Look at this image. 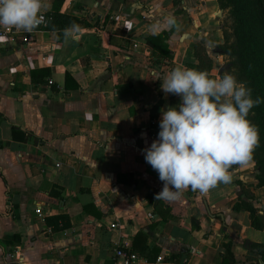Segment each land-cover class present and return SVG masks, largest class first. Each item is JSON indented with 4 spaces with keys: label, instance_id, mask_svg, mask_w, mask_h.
<instances>
[{
    "label": "crops",
    "instance_id": "0c3cea01",
    "mask_svg": "<svg viewBox=\"0 0 264 264\" xmlns=\"http://www.w3.org/2000/svg\"><path fill=\"white\" fill-rule=\"evenodd\" d=\"M60 11L91 26L0 39V264H122L120 247L147 264H222L229 240L236 264H264L252 249L264 242L253 158L233 165L228 183L161 202L144 158L160 110L180 103L163 77L197 64V43L217 52L224 40L217 0H62ZM170 30L168 58L146 37ZM58 215L69 217L65 230L47 221Z\"/></svg>",
    "mask_w": 264,
    "mask_h": 264
},
{
    "label": "clouds",
    "instance_id": "9594fccd",
    "mask_svg": "<svg viewBox=\"0 0 264 264\" xmlns=\"http://www.w3.org/2000/svg\"><path fill=\"white\" fill-rule=\"evenodd\" d=\"M48 6L43 0H0V26L32 31ZM175 24L173 18L167 21ZM78 30L73 24L65 35ZM161 89L180 103L161 109L158 138L144 149L145 161L163 182L155 199L174 201L188 188L208 192L231 180L229 169L244 166L259 144V132L247 118L261 101L235 75L212 78L206 71L174 67Z\"/></svg>",
    "mask_w": 264,
    "mask_h": 264
},
{
    "label": "trees",
    "instance_id": "16d2710c",
    "mask_svg": "<svg viewBox=\"0 0 264 264\" xmlns=\"http://www.w3.org/2000/svg\"><path fill=\"white\" fill-rule=\"evenodd\" d=\"M230 2L231 4H228V6H232L237 24L235 28L237 39L234 44L235 53L233 54L237 56V63L240 66V73L243 77L242 82L252 90V98L254 100L259 98L261 101L252 109L254 113L250 118L259 132L260 146L258 145L255 150L259 149L262 152V157H264V0H230ZM61 3L62 0H56L52 10L49 13H45L48 17V25L45 29L58 30L59 38L62 39L65 30L70 29L73 24L77 25L78 28L91 26L86 19L62 13L60 11ZM222 6L225 8L226 5L222 4ZM171 31H161L158 34L147 36V45L163 57H172L171 47L168 42ZM202 55L203 53H199L195 49V56L199 62L191 64L192 69L203 71L202 66L210 68V65H204L205 61ZM68 77L69 74H67ZM15 135L16 138H20L18 134ZM22 135L25 140L33 137L31 132H23ZM254 161L259 170L257 174L259 184L264 185V158L256 159L254 157ZM52 193H55V191ZM161 201L158 200V202ZM166 208L168 209L169 207L167 206ZM47 221L56 230L65 229L70 225L67 215L48 217ZM256 224L260 225L259 223ZM198 226L196 225V227ZM223 247L222 264H236L232 241H224ZM146 248L142 249V253H145ZM252 249L258 254V262H264V242L253 243ZM153 254L154 258H156L159 253L157 251Z\"/></svg>",
    "mask_w": 264,
    "mask_h": 264
},
{
    "label": "rangeland",
    "instance_id": "374dc122",
    "mask_svg": "<svg viewBox=\"0 0 264 264\" xmlns=\"http://www.w3.org/2000/svg\"><path fill=\"white\" fill-rule=\"evenodd\" d=\"M217 3L219 6L220 25L224 33V40L215 48L217 52H208L203 42L197 43L195 49L198 50L199 53H203L202 56L203 60L205 61L204 65H210V68L202 66L203 71H206L210 77L220 78L225 74H233L236 76L239 82H242L243 77L240 73V66L237 63V56L233 54L235 53L234 44L236 43L237 39L235 34V28L237 24L233 14V8L232 6H228V4H231L230 0H217ZM222 4L226 5L225 8L222 6ZM253 113L254 112L250 110L249 116L247 118L254 125L253 120L250 118V116H253ZM262 156V152L257 149L253 152L252 158L254 159L255 157L256 159H263L264 157ZM255 167L257 169L256 164Z\"/></svg>",
    "mask_w": 264,
    "mask_h": 264
},
{
    "label": "built area",
    "instance_id": "2783aa9c",
    "mask_svg": "<svg viewBox=\"0 0 264 264\" xmlns=\"http://www.w3.org/2000/svg\"><path fill=\"white\" fill-rule=\"evenodd\" d=\"M44 17V21L35 29L33 30H43L48 25V17L45 13H41ZM147 16L146 14L143 15V19H145ZM127 24L129 27L132 26V22L130 20H127ZM17 36V29L15 27H4L0 26V39H13ZM21 36V35H20ZM32 40L31 34L23 35L21 37V42L23 44H28ZM52 83V81H50ZM60 165V164H59ZM58 165V166H59ZM112 227H116V224H112ZM65 230V229H64ZM116 258L122 259V264H147L149 261L142 257L138 252L127 250L123 247H120L116 250ZM164 259L162 257H158L157 262H161Z\"/></svg>",
    "mask_w": 264,
    "mask_h": 264
}]
</instances>
